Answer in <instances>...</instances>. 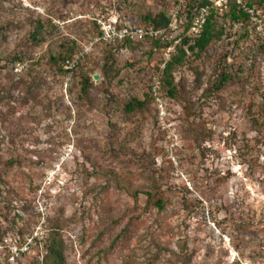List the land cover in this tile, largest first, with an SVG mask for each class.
Returning a JSON list of instances; mask_svg holds the SVG:
<instances>
[{
  "label": "rangeland",
  "instance_id": "374dc122",
  "mask_svg": "<svg viewBox=\"0 0 264 264\" xmlns=\"http://www.w3.org/2000/svg\"><path fill=\"white\" fill-rule=\"evenodd\" d=\"M173 2L0 0V264H47L52 228L65 264H264L259 45L226 21L163 83L162 111L150 88L165 42L102 37Z\"/></svg>",
  "mask_w": 264,
  "mask_h": 264
},
{
  "label": "trees",
  "instance_id": "16d2710c",
  "mask_svg": "<svg viewBox=\"0 0 264 264\" xmlns=\"http://www.w3.org/2000/svg\"><path fill=\"white\" fill-rule=\"evenodd\" d=\"M207 2V0H199L198 2H194L190 0L189 9L184 13V22L180 25L182 33L180 36V41L176 44L175 52L172 54L171 58L166 62L165 68L163 70V83H166L169 86V91L174 89V70L178 66H182L188 64L189 58L191 55L199 57L204 51H206L215 40L220 39L223 36V31L225 29L226 21L230 24L235 23L239 24L243 29V34L245 37H248L247 33V24H248V15L233 1H230L229 8L222 14L213 11L209 16L207 23L205 24L202 31L198 34H192L189 32V29L193 23V16L197 10V8ZM251 5H258L256 0H250ZM224 21L221 26V30H218L214 24L215 20ZM149 24L155 28H165L167 29L170 23V17L166 16V14L160 13L157 16H149L148 17ZM171 33V31H169ZM40 27L37 28L32 34L31 38L35 42H41L42 38H39L41 35ZM250 39V38H249ZM145 40H152L156 44L159 42H165V46H168L172 41L167 40L164 37H148L144 40H130L125 39L122 40L121 45L123 47L129 45L134 42H141ZM251 40V39H250ZM255 42V41H253ZM259 45L260 50L262 52V64L264 63V46L260 43L255 42ZM74 48H71L69 51H65L60 53L59 57H52L54 63L59 65L60 58H64L63 61L70 58V55L74 52ZM69 54V55H68ZM25 58V55L22 53H18L14 56L13 60L15 62H22ZM64 63V62H63ZM60 69L63 70V65H60ZM230 79L228 72L222 73L221 81L225 82ZM144 106V101L134 99L131 102H128L126 108L128 111H132L137 107ZM154 194L152 192H147V201L149 203H153V206L158 207L159 209H163L165 206L164 200L161 197H156L155 200ZM39 243H42L43 249L45 251L44 261L47 264H65V252H64V241L58 230V228L48 230L47 237H42L39 240Z\"/></svg>",
  "mask_w": 264,
  "mask_h": 264
},
{
  "label": "built area",
  "instance_id": "2783aa9c",
  "mask_svg": "<svg viewBox=\"0 0 264 264\" xmlns=\"http://www.w3.org/2000/svg\"><path fill=\"white\" fill-rule=\"evenodd\" d=\"M230 1L233 0H207V2L201 4L193 16V23L189 32L192 34L200 33L211 13L213 11L219 14L224 13L229 8ZM234 2L248 15V37L252 41L264 46V10L259 5H251L250 0H234ZM189 3L190 0H174L170 14V23L167 29L155 28L151 25H127L119 28L116 22L104 24L102 27V37L106 40L120 39L122 41L127 38L130 40H144L148 37L161 36L167 40H173L172 43L163 49L164 58L159 64L162 73L159 72L154 74L150 88L152 97L162 111H164L166 107V101L162 97L163 70L166 62L175 52L176 44L180 41L178 30L180 29V25L184 22V13L189 9ZM169 31H171V33ZM172 31L175 34H173Z\"/></svg>",
  "mask_w": 264,
  "mask_h": 264
},
{
  "label": "water",
  "instance_id": "95a60500",
  "mask_svg": "<svg viewBox=\"0 0 264 264\" xmlns=\"http://www.w3.org/2000/svg\"><path fill=\"white\" fill-rule=\"evenodd\" d=\"M97 76H98V75H95V78H98Z\"/></svg>",
  "mask_w": 264,
  "mask_h": 264
}]
</instances>
